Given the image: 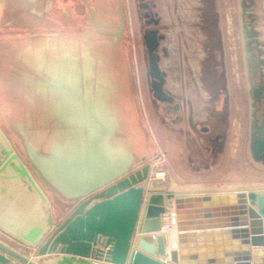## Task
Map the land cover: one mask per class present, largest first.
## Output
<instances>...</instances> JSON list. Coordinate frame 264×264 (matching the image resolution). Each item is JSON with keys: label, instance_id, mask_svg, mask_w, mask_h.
Returning <instances> with one entry per match:
<instances>
[{"label": "water", "instance_id": "obj_1", "mask_svg": "<svg viewBox=\"0 0 264 264\" xmlns=\"http://www.w3.org/2000/svg\"><path fill=\"white\" fill-rule=\"evenodd\" d=\"M81 1L82 32L33 34L5 50V62L0 57L7 81L0 84V229L35 249L32 258L0 239V264H264V184L196 193L148 187L156 184L154 154L135 97L122 0ZM239 4L250 153L264 164L261 51L253 17ZM163 38L157 28L143 32L152 96L172 103L159 66ZM45 191L67 211L58 222ZM166 201L178 230L169 248L161 232Z\"/></svg>", "mask_w": 264, "mask_h": 264}, {"label": "rangeland", "instance_id": "obj_2", "mask_svg": "<svg viewBox=\"0 0 264 264\" xmlns=\"http://www.w3.org/2000/svg\"><path fill=\"white\" fill-rule=\"evenodd\" d=\"M113 2L114 0H106ZM247 7V12L253 17V27L257 33L259 42L260 58L262 60L261 70L264 82V0H243ZM56 12L60 14L65 7H69L74 18V30L76 33L83 31L82 20L86 17V7L81 0H55ZM94 5L95 0H89ZM221 9H224L225 21L222 28L221 48L223 54V68L228 84V107H227V125L225 140L217 151L213 159L211 171L194 174V181L201 183H210L217 186L225 185H261L264 184V164L251 156V97L249 95V84L247 78V67L244 52V34L241 20V8L239 0H222ZM122 8L125 15V42L129 52L132 74L135 82V97L139 108L140 118L146 130L148 131L149 142L152 147V153H159L163 156V167L166 170L171 165L185 166L189 164L187 149L184 147V127H179L180 132L174 137L162 133L160 118L163 117L164 109L159 107L153 110L150 101V92L147 87L145 53L140 37L141 24L135 22L133 15V0H122ZM249 20L248 18L246 19ZM69 28L57 29H31L24 28H0V57L5 62L8 55L3 52L13 47V43L24 40L31 35L39 33H66ZM32 31V32H31ZM7 54V53H6ZM195 59V58H191ZM192 60H190L191 62ZM193 64H200V60L192 61ZM258 81V78L255 79ZM7 81L0 77V84ZM186 83H190L187 78ZM2 85V84H1ZM8 87V86H7ZM9 90V87H8ZM12 94L5 96L10 98ZM193 108L191 121L204 122L208 112V104L204 98V92L199 91L192 94ZM25 105V104H24ZM23 106V105H22ZM188 109L183 108L178 113V121L183 124V119L188 117ZM174 114V112H173ZM172 118V117H171ZM153 120V121H152ZM155 127L161 130L158 135L154 132ZM1 123V122H0ZM179 123V122H178ZM149 128V129H148ZM11 143L14 139L10 132L3 128ZM151 129V130H150ZM150 130V131H149ZM196 133V132H195ZM179 135V136H178ZM199 138L198 133L195 134ZM192 137V136H190ZM195 138V137H193ZM202 150V149H201ZM199 156V154H197ZM156 173V169L151 170ZM158 172V171H157ZM196 175V176H195ZM150 176V175H149ZM152 175L150 178H153ZM160 177V176H159ZM158 179H161L159 178ZM155 179V178H153ZM157 179V180H158ZM166 179V175L161 180ZM169 182V180H167ZM51 201L50 209L53 222L63 219L67 211H62L55 205L50 192L45 191ZM0 239L11 245L19 251H26L29 257H35V249L28 248L15 240L5 232H0Z\"/></svg>", "mask_w": 264, "mask_h": 264}, {"label": "crops", "instance_id": "obj_3", "mask_svg": "<svg viewBox=\"0 0 264 264\" xmlns=\"http://www.w3.org/2000/svg\"><path fill=\"white\" fill-rule=\"evenodd\" d=\"M153 1L157 5L155 11L161 18L160 31L164 35L160 45L161 48H166L168 52L167 56H161L160 62L161 69L166 72L165 91L172 94L176 100L180 102V110L183 108L189 109L188 107L193 108L194 101L190 106L186 104L187 100L192 101V94L195 92L199 93V91L201 92L202 90V92H204V98H207V91L201 88V82L198 78L201 65L192 63V61L206 58L208 52L207 48L211 39L209 28L201 21V0ZM221 2L222 0H214L212 6L215 13L218 15V27L215 31L219 32L220 40L222 39V28L224 22H226L224 9L222 10L220 7ZM73 23L74 18L69 7H65L60 14H57L55 0H0V28H24L33 31L35 28H69L74 26ZM213 39H215V37H213ZM190 60L192 61L190 62ZM187 78H190V83H186ZM148 81L147 76V87ZM225 81L228 93L227 77H225ZM150 101L153 110L159 107L163 108L162 104L152 99L151 93ZM180 110L174 112V114H167L164 111L163 117L160 118L161 121L159 125L161 126V130H163L162 133H166L171 138L174 137L178 131L180 132V126L184 127V147L187 149L189 164L187 167L171 165L166 169V179L161 180L157 178L158 180L156 179L155 181V187L150 186V189L160 192L173 190L175 193H196L209 192L211 189L217 188L219 191L226 192L228 189L220 190V188L224 187L223 185L217 186L210 183H201V181L197 182L192 179L194 174L211 171L213 159L216 157L217 151L225 140L226 127L223 138L219 144L207 142L205 145H207L208 149L204 148L202 145L203 140L198 133L200 126L198 122L194 120L190 121L189 117L182 120L183 124L178 121L180 119L171 120V117L175 118L179 116L178 113ZM153 128L157 135L161 132V130L155 127L154 122ZM195 132L198 133V139H196ZM197 154H199V156ZM167 180H169V182ZM172 184H175L177 188L172 186ZM166 206L168 209L172 207L168 201H166ZM50 213H52L51 209ZM0 232L4 231L0 229ZM168 242L169 240L166 238V245L169 248L170 242Z\"/></svg>", "mask_w": 264, "mask_h": 264}, {"label": "flooded vegetation", "instance_id": "obj_4", "mask_svg": "<svg viewBox=\"0 0 264 264\" xmlns=\"http://www.w3.org/2000/svg\"><path fill=\"white\" fill-rule=\"evenodd\" d=\"M145 3L149 5V8H143L140 6L142 3L140 0H133V15L135 22L141 24V33L140 37L142 39V44L145 53V64H146V76H148V89L151 93L150 88V78L148 75V66H147V52L145 48V43L143 40V32L147 28H157L160 31V21L161 18L158 13L155 11L156 3L153 0H145ZM214 0H201L202 10L200 13L201 21L205 23V25L209 28L210 32V44L207 48V56L205 59L200 60V75L199 81L201 82L200 86L205 91H207V98L205 99L208 104V112L204 122H198L200 124L198 133L200 134L204 148H207L205 145L207 142L219 144L221 139L223 138L225 127L227 124V107H228V95L226 89V81L225 74L223 68V54L221 48V40L218 31H215L218 27V15L215 13L212 8ZM244 2V1H243ZM152 11L153 17L145 16V12ZM153 19H157V23L154 24L152 21L151 24H146L147 21H151ZM245 19H247L245 17ZM162 34V33H161ZM164 36V35H163ZM215 37V39H213ZM161 40L158 45V54L160 56L159 66L161 62L162 55H168L166 48H161ZM210 49V50H208ZM161 68V67H160ZM162 70V69H161ZM163 71V70H162ZM165 72V71H164ZM166 83V72H165V82L163 85V89L165 90ZM196 85V84H195ZM196 88V87H195ZM167 92V91H165ZM168 93V92H167ZM170 94V93H168ZM174 101L172 103L168 102H158L156 101L151 93L152 99L157 103L162 104L165 113L170 114L173 112H178L181 109L180 102L176 100V98L170 94ZM186 104L190 106L192 104L191 100H187ZM177 107V108H175ZM188 117L189 120H192V107H188ZM178 120V117L171 118V120ZM214 148V147H213Z\"/></svg>", "mask_w": 264, "mask_h": 264}, {"label": "bare ground", "instance_id": "obj_5", "mask_svg": "<svg viewBox=\"0 0 264 264\" xmlns=\"http://www.w3.org/2000/svg\"><path fill=\"white\" fill-rule=\"evenodd\" d=\"M40 62H41V58H38V61L36 62V64H37V66H40ZM152 170V169H151ZM163 171V170H162ZM152 171H150L149 172V177H151L152 176ZM165 172H157L156 171V173H154V176L156 177L155 179H153V178H150L151 180H155L156 181V179L159 177V178H164L165 177ZM171 180V179H170ZM148 185V187L150 188V183H148L147 184ZM172 186H175V184H172ZM152 187H155V186H152ZM176 187V186H175ZM235 187V185H228V186H224L223 188H220V190L222 189V190H224V189H230V188H234ZM158 188V187H157ZM174 188V187H173ZM177 188V187H176ZM214 188V187H213ZM180 189V188H179ZM217 189V188H216ZM218 189H219V187H218ZM176 190V189H175ZM178 190V189H177ZM167 213H169L171 216H172V221H173V223L171 222V226L170 227H167V226H165L164 228H162V230H161V232L162 233H164L165 235H166V237H167V239L169 240V242H170V244L171 245H175L176 244V239H177V232H178V230H177V225H176V222H175V212H174V209L171 207H169V209L167 208ZM168 242V243H169ZM169 244V245H170ZM170 247V246H169Z\"/></svg>", "mask_w": 264, "mask_h": 264}, {"label": "built area", "instance_id": "obj_6", "mask_svg": "<svg viewBox=\"0 0 264 264\" xmlns=\"http://www.w3.org/2000/svg\"><path fill=\"white\" fill-rule=\"evenodd\" d=\"M163 161H164L163 156L159 153H155L153 157L149 160L151 169H153V171L154 169H156V171L165 172L166 174V170L163 167ZM152 175L154 176V174ZM153 178H156V177L154 176ZM161 219H162V228H164L165 226L170 227L171 222L173 223L172 216L167 212L162 215Z\"/></svg>", "mask_w": 264, "mask_h": 264}]
</instances>
